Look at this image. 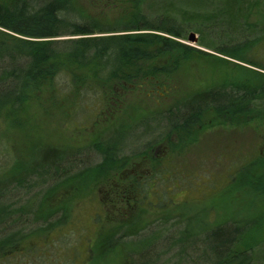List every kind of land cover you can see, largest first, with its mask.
<instances>
[{"label": "rangeland", "instance_id": "obj_1", "mask_svg": "<svg viewBox=\"0 0 264 264\" xmlns=\"http://www.w3.org/2000/svg\"><path fill=\"white\" fill-rule=\"evenodd\" d=\"M196 1L200 6L194 10L202 14L222 11L226 27L237 24L247 13L242 0ZM75 3L93 17L113 23H128L136 13L158 18L168 10L162 0H75ZM174 16L178 22V14ZM261 20L264 22V7H253L247 23L259 26ZM217 30L219 33L211 34L215 45L224 47L248 41V48L243 50L247 59L205 47L199 40L191 41L190 33L197 34L198 39L201 35L190 28L187 36L180 39L204 50L205 55L197 52L171 54L174 58L163 55L152 60L160 70L150 73V67L145 66L135 73L131 82L124 84L121 78L103 81L90 67L67 64L59 69V76L54 74L41 85L28 88L19 106L1 108L0 193L10 188L8 178L29 165L37 151L31 165L38 168L39 155L48 146L84 149L111 129L175 107L189 95L211 85L231 82L258 85L264 77V68L249 60L264 64V32H254L251 27L226 33ZM255 39L259 41L250 42ZM91 82L96 89L80 92ZM241 118L223 125L219 123V115L209 110L187 134L173 133L164 143L153 146L137 166L115 164L96 192L87 190L91 183L88 176L72 177L49 193L43 208L67 210L70 218L61 231H73L77 235L76 258L84 257V264H124L143 245L140 237L136 239L129 234L170 217H183L182 224L194 230L203 224L252 220L256 223L247 229L239 246L240 250L248 249L254 241L264 239V113L250 122ZM147 142L145 136L141 145ZM180 149L184 151L179 152ZM87 158L92 161L94 155ZM87 164L83 159L78 171L82 173ZM134 174L154 179L156 193H150L149 197L142 193L139 197L145 203L128 206L124 201L125 189ZM149 181L147 187H151ZM47 186L38 183L34 193ZM18 188L15 194L22 202L33 194ZM40 198L37 195L25 207H37ZM65 237L66 242L71 240ZM50 239L55 240L52 246L57 250L62 244L58 236ZM91 251L94 260L84 255ZM250 254L254 264H264L257 257L254 260L256 254ZM82 263L80 260L77 264Z\"/></svg>", "mask_w": 264, "mask_h": 264}, {"label": "trees", "instance_id": "obj_2", "mask_svg": "<svg viewBox=\"0 0 264 264\" xmlns=\"http://www.w3.org/2000/svg\"><path fill=\"white\" fill-rule=\"evenodd\" d=\"M203 1L214 3L213 0ZM162 2L168 10L162 12L161 17L136 13L128 23H113L81 10L75 0H0V109L19 106L28 88L41 85L43 80L58 74L59 69L67 64L90 67L97 78L103 81L121 78L120 82L124 84L131 82L135 73L145 66L150 67V73L160 70L152 60L163 55L169 57L174 53L196 52L205 55L204 50L181 40L190 28L201 35L198 39L201 45L213 47L226 55H242L243 60L247 59L243 50L248 48V41L221 47L219 43L215 45L212 42L211 34H217L218 28L222 33L237 32L245 27H251L254 32H264L263 20L259 26L246 21L253 7H264V0H242L246 16L228 27L221 18L223 12L218 9L207 14L195 11L194 8L200 6L196 0ZM175 14H178V22ZM249 61L264 68V64L256 60ZM94 84H85L80 92L90 90ZM209 110L219 115V123L223 125L231 119V122H238L244 117L250 122L262 117L264 77L252 87L235 82L211 85L189 95L175 107L111 129L84 149L48 146L41 151L38 168L35 169L31 164L37 151L29 165L8 178L10 188H4L7 195L0 193V210H3L0 212V264H77L80 260L84 264V257L76 258L77 235L73 231H61L70 218L67 210L43 208L49 193L80 175L82 179L88 176L91 181L86 186L87 190L96 192L115 164L124 166L130 163L134 166L153 146L170 139L173 133L187 134L194 129L202 114ZM145 136L149 142L142 146L141 140ZM90 155H94L92 161L87 158ZM83 159L88 164L80 173L78 169ZM76 172L80 174L76 175ZM135 174L125 189L124 201L128 206L145 203L139 197L142 193L148 197L150 193H156L154 179ZM148 180L151 187L146 186ZM38 183L48 186L34 193ZM16 187L33 194L22 202V198L15 194ZM37 195L43 200L40 198L37 207L26 208L25 205ZM172 218H161L130 233L133 238L140 237L143 245L124 264H254L250 253L256 254L254 260L256 257L264 260V239L254 241L248 249H239L242 236L256 223L252 220L203 224L194 230L182 224L183 217ZM74 220H70V224ZM65 235L72 243L71 240L66 242ZM51 236H58L62 243L57 250L53 249L55 240L50 239ZM84 255L94 260L92 251Z\"/></svg>", "mask_w": 264, "mask_h": 264}, {"label": "water", "instance_id": "obj_3", "mask_svg": "<svg viewBox=\"0 0 264 264\" xmlns=\"http://www.w3.org/2000/svg\"><path fill=\"white\" fill-rule=\"evenodd\" d=\"M189 38L193 42L198 40L197 34H194V33H190V37Z\"/></svg>", "mask_w": 264, "mask_h": 264}, {"label": "flooded vegetation", "instance_id": "obj_4", "mask_svg": "<svg viewBox=\"0 0 264 264\" xmlns=\"http://www.w3.org/2000/svg\"><path fill=\"white\" fill-rule=\"evenodd\" d=\"M140 163V162H139ZM139 163H135L134 167L137 166Z\"/></svg>", "mask_w": 264, "mask_h": 264}]
</instances>
